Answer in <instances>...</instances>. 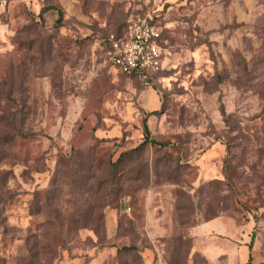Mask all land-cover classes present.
Instances as JSON below:
<instances>
[{
	"label": "rangeland",
	"instance_id": "obj_1",
	"mask_svg": "<svg viewBox=\"0 0 264 264\" xmlns=\"http://www.w3.org/2000/svg\"><path fill=\"white\" fill-rule=\"evenodd\" d=\"M132 20L161 29L147 81L106 54ZM150 112L172 148L118 162ZM250 253L264 264V0H0V264Z\"/></svg>",
	"mask_w": 264,
	"mask_h": 264
},
{
	"label": "built area",
	"instance_id": "obj_2",
	"mask_svg": "<svg viewBox=\"0 0 264 264\" xmlns=\"http://www.w3.org/2000/svg\"><path fill=\"white\" fill-rule=\"evenodd\" d=\"M161 29L146 20H132L124 34H111L107 39V58L120 73L142 81L162 65Z\"/></svg>",
	"mask_w": 264,
	"mask_h": 264
},
{
	"label": "trees",
	"instance_id": "obj_3",
	"mask_svg": "<svg viewBox=\"0 0 264 264\" xmlns=\"http://www.w3.org/2000/svg\"><path fill=\"white\" fill-rule=\"evenodd\" d=\"M52 9L53 10H56L62 16V11L59 8L53 7V6L52 7L44 8L42 10L40 16L42 17L46 12H48L49 10H52ZM127 25L125 27H123L122 31L116 32V35L121 36L122 34H124V31H125ZM156 114H157L156 112L147 113L146 118L143 120V134H144V137L143 138H144V141L139 146H137L136 148H133L131 150L122 152L121 155L118 158V162H120L123 159L131 158L134 154L139 153L140 151H142L146 147H153V148H156V149H164L165 148L166 150H170L172 148L171 146H173V145H171V143L161 142L159 140L154 139L152 137V135H151V131H150L149 126H148V118L150 116H153V115H156ZM230 161H231L230 158H227L225 160L224 173H225V177H226V179H227V181H228L231 189L235 193H238L237 192V189H236L237 186L235 184L234 177H233V174H232V166L230 164ZM111 164L113 166H117V163L116 164L111 163ZM245 207L247 208V210H250L251 209V207L248 206L247 204H245ZM254 239H255V234H253L252 239H251V242H250V244L248 246L250 252L253 249ZM245 264H252V256H251V253L249 255L248 262L245 263Z\"/></svg>",
	"mask_w": 264,
	"mask_h": 264
}]
</instances>
